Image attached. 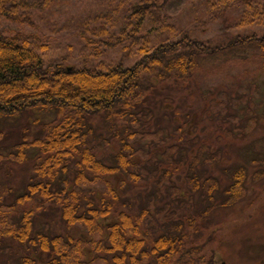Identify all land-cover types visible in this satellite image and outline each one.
Masks as SVG:
<instances>
[{"label": "rangeland", "instance_id": "374dc122", "mask_svg": "<svg viewBox=\"0 0 264 264\" xmlns=\"http://www.w3.org/2000/svg\"><path fill=\"white\" fill-rule=\"evenodd\" d=\"M8 1V6H17L31 17L29 22L0 18V33L33 36L31 46L46 66L63 63L70 68L107 71L116 65L132 66L142 46L154 47L185 33L214 44L226 43L237 34L264 33V0H151L154 4L135 42L126 41V32L134 25V6L144 0ZM106 41L113 46H106ZM255 54L262 57L248 63L208 64L188 83L160 85L153 102L144 105L147 109L141 105L110 119L102 115L93 120L94 133L88 144L108 164L115 165L111 156L120 151L122 140L130 133L137 134L132 142L137 153L132 157L139 166L132 170L142 180L115 184L135 212L147 205L150 197L157 208L170 205L184 219L210 207L209 215L191 233L189 247L196 249L184 259L177 257L174 264H264V176L254 178L264 169V55L262 51ZM54 120L50 111L28 112L0 120V132L8 127L17 131L26 128L32 139L42 135L44 124ZM2 136L0 142L8 139ZM174 143L178 150L172 159L166 158V150ZM203 143L208 151L218 153L214 160L201 157L195 163L203 177L214 176L220 183L212 201L191 192L186 181ZM33 163L3 162L2 181L15 193L21 192L33 175ZM238 166L247 168L246 192L240 200L223 205V189L232 183L230 171ZM156 168L176 170L171 183H161ZM173 185L181 190L180 198L173 195ZM14 194H6V201H13ZM37 217V228L66 234L61 213L52 211L49 204L37 211ZM6 242L1 243L5 247L0 251V264H22L21 258L31 255L18 243Z\"/></svg>", "mask_w": 264, "mask_h": 264}, {"label": "trees", "instance_id": "16d2710c", "mask_svg": "<svg viewBox=\"0 0 264 264\" xmlns=\"http://www.w3.org/2000/svg\"><path fill=\"white\" fill-rule=\"evenodd\" d=\"M8 3L0 0V18L30 21L29 14ZM153 4L144 0L134 6V25L126 32V41L140 38ZM32 39L23 33H0V120L42 111L53 112L55 120L44 124L43 134L32 139L26 128L17 131L8 127L0 132V136L4 134L1 139L8 138L0 142V165L34 160L33 175L21 192L8 188L0 176V251L5 247L2 241L18 243L31 252L21 258L22 264H174L177 257L189 256L196 249L194 245L189 247L191 233L209 215L210 207L184 219L170 205L157 208L150 197L148 204L135 212L121 198L115 184L123 185L126 179L137 183L142 180L132 170L139 166L132 157L137 153L132 146L137 134L130 133L122 140L120 151L111 156L115 165L108 164L88 144L94 133L93 120L102 115L110 119L141 105L147 109L146 104L153 102L160 85L164 88L167 82L188 83L208 64L258 60L256 51L264 55V33L237 34L220 44L185 33L154 47L142 46L132 66L116 65L107 71L70 68L63 63L46 66L31 46ZM105 43L113 46L109 41ZM177 150L174 143L164 155L172 159ZM217 155L208 151L207 144H201L186 174L190 191L205 201L214 199L220 183L214 176L203 177L195 163L201 157L214 160ZM175 171L156 168L155 175L161 174V183H171ZM246 175L244 166L230 171L232 183L223 189V205L243 197ZM261 175L264 169L258 170L254 178ZM171 187L176 191L173 195L180 198L181 190ZM8 193H15L11 202L6 201ZM46 203L52 211L61 213L66 234L37 228V211ZM30 204L35 207H27Z\"/></svg>", "mask_w": 264, "mask_h": 264}]
</instances>
